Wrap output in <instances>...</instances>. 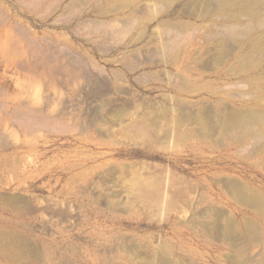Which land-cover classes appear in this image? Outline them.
Listing matches in <instances>:
<instances>
[{
	"label": "rangeland",
	"instance_id": "1",
	"mask_svg": "<svg viewBox=\"0 0 264 264\" xmlns=\"http://www.w3.org/2000/svg\"><path fill=\"white\" fill-rule=\"evenodd\" d=\"M0 264H264V0H0Z\"/></svg>",
	"mask_w": 264,
	"mask_h": 264
},
{
	"label": "bare ground",
	"instance_id": "2",
	"mask_svg": "<svg viewBox=\"0 0 264 264\" xmlns=\"http://www.w3.org/2000/svg\"><path fill=\"white\" fill-rule=\"evenodd\" d=\"M236 6V5H235ZM231 16V15H230ZM234 16V15H233ZM236 16V15H235ZM231 18V17H230ZM233 24V26H235L236 27V25H235V23H232ZM228 25V24H227ZM230 25V24H229ZM224 26H225V24H224ZM233 26H226V27H228L230 30H231V28L233 27ZM231 27V28H230ZM234 27V28H235ZM234 30V29H233ZM217 31V30H216ZM216 34V33H215ZM211 36V35H210ZM208 49V48H207ZM210 49V48H209ZM206 51V50H205ZM209 51V50H208ZM254 116H258V117H260V115H262L261 113H259V112H256V111H254V114H253ZM63 129V128H62ZM66 129V128H65Z\"/></svg>",
	"mask_w": 264,
	"mask_h": 264
}]
</instances>
